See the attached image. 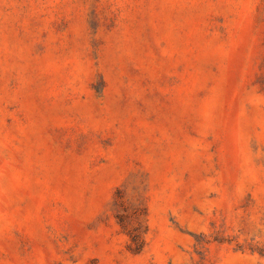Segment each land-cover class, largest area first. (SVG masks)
Returning <instances> with one entry per match:
<instances>
[{
  "label": "rangeland",
  "instance_id": "1",
  "mask_svg": "<svg viewBox=\"0 0 264 264\" xmlns=\"http://www.w3.org/2000/svg\"><path fill=\"white\" fill-rule=\"evenodd\" d=\"M0 264H264V0H0Z\"/></svg>",
  "mask_w": 264,
  "mask_h": 264
}]
</instances>
